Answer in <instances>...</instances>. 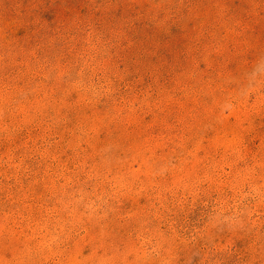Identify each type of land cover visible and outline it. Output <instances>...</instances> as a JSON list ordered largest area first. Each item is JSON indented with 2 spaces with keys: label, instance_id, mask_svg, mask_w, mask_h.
Instances as JSON below:
<instances>
[{
  "label": "rangeland",
  "instance_id": "374dc122",
  "mask_svg": "<svg viewBox=\"0 0 264 264\" xmlns=\"http://www.w3.org/2000/svg\"><path fill=\"white\" fill-rule=\"evenodd\" d=\"M0 264H264V0H0Z\"/></svg>",
  "mask_w": 264,
  "mask_h": 264
}]
</instances>
